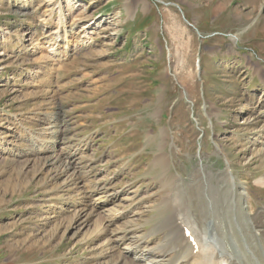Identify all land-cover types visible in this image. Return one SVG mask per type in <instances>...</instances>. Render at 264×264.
<instances>
[{"label":"rangeland","instance_id":"374dc122","mask_svg":"<svg viewBox=\"0 0 264 264\" xmlns=\"http://www.w3.org/2000/svg\"><path fill=\"white\" fill-rule=\"evenodd\" d=\"M263 122L264 0H0V264H99L173 182L229 162L256 212ZM84 190L81 229L65 209Z\"/></svg>","mask_w":264,"mask_h":264},{"label":"bare ground","instance_id":"6f19581e","mask_svg":"<svg viewBox=\"0 0 264 264\" xmlns=\"http://www.w3.org/2000/svg\"><path fill=\"white\" fill-rule=\"evenodd\" d=\"M60 33L64 35L62 41L66 47L69 44L67 35L63 31ZM52 34L55 35L52 40L57 41V31ZM232 38L234 42L237 39L232 36L230 40ZM38 72L36 70L35 73ZM257 125L258 123L255 127ZM260 129L253 153L264 164V122ZM36 151L45 150L39 148ZM77 151L67 155V161L54 156L49 158V162L58 164L60 171L66 173L71 168V161ZM231 170L229 162L221 174L207 175L209 171L205 173L203 168L200 170L201 174L197 172L193 176L196 179L191 184L182 186L178 185L180 183H171L170 194H167L168 197L164 198L158 209L159 221L152 231L145 233L141 227H133L124 228L119 236L115 232L110 233L109 240L99 246L97 257L102 260L99 264H264V205L255 212L256 202L251 196V190L236 182L237 179L228 173ZM78 179H70L72 185H76ZM69 182L67 180L64 190L70 186ZM256 183L264 190V175ZM86 192L90 194L92 191ZM80 195L79 201L66 203L68 208L65 211L74 212L70 221L76 224L82 220L77 224L84 229L89 225L94 210L90 209L81 218L79 207L84 205L87 194L85 190L81 191L77 199ZM115 198L117 194L108 196L105 202L109 203ZM127 214L121 213L119 220L126 219L129 216ZM96 220L101 226V219L97 217ZM112 222L107 221V226L113 225ZM127 222L134 225L131 218ZM105 231L106 228L102 225L97 234Z\"/></svg>","mask_w":264,"mask_h":264}]
</instances>
